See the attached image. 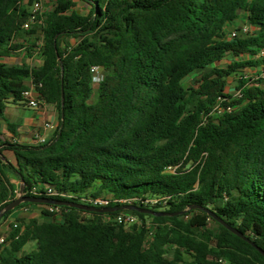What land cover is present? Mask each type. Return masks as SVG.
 I'll list each match as a JSON object with an SVG mask.
<instances>
[{"label": "trees", "instance_id": "obj_1", "mask_svg": "<svg viewBox=\"0 0 264 264\" xmlns=\"http://www.w3.org/2000/svg\"><path fill=\"white\" fill-rule=\"evenodd\" d=\"M34 1L0 0V136L7 103L23 102L28 79L59 122L44 145L0 138V211L16 197L8 172L24 180L27 197L103 198V208L118 210L39 204L57 208L62 222L17 220L0 264H264V89L241 78V96L228 92L230 77L264 66V0H53L25 30ZM78 2L90 6L87 15ZM242 15L253 30L227 38ZM39 32L43 63H9L23 48L18 40ZM93 65L105 73L96 88ZM149 197L167 204L143 207ZM126 211L141 224L104 221Z\"/></svg>", "mask_w": 264, "mask_h": 264}, {"label": "crops", "instance_id": "obj_2", "mask_svg": "<svg viewBox=\"0 0 264 264\" xmlns=\"http://www.w3.org/2000/svg\"><path fill=\"white\" fill-rule=\"evenodd\" d=\"M80 4H83L85 6L88 7V13L90 11V6L82 3V2H78L76 7L74 8L76 11H78L81 15H87V14H83L79 11L78 6ZM52 6H54V2L52 1ZM53 8V7H52ZM245 16V15H244ZM246 18V16H245ZM242 21V16L240 17V19H238L236 22H234L233 24H228L225 28L226 30V36L228 38V35L231 31L234 30H240L242 29L244 26H248L250 28V30L252 31L253 28L248 25L247 21H245V23L241 24ZM231 28V29H230ZM22 39L18 40V43H21ZM23 45V44H22ZM39 46V45H38ZM26 48V46L23 45V48L18 51L16 54H13L12 56H10L8 58V62L11 64H25V65H29V66H40L43 63V59L42 57H40L39 59H36V55L34 54L33 56H31V59H35V60H31V64H29L27 61L23 62L20 61L19 59V53ZM37 48V47H36ZM38 52L36 51V53L40 54V50L39 48ZM22 58H25L24 55H21ZM41 56V55H40ZM230 56L228 57V59L224 60V62L221 63V67H226L227 63L229 62ZM238 60V59H237ZM263 65H259L258 67H252V68H247L242 70L241 72H238V74L230 77V86L228 89V92L230 94H234L236 93V89L237 86L239 85V80L242 78L244 80H256V77L258 75H260L263 71ZM238 77V78H236ZM261 81L260 87L262 89H264V79H258ZM28 85H30L31 80L28 79L27 80ZM18 111H21L23 113V111L26 110H32L33 111V115L30 116H24V114H18ZM5 120L6 122H2V128H1V132L2 135L0 136L2 141L5 142H9V143H19V144H26V145H36L35 142V137L36 135L39 134H46L49 137V140L51 139L53 133L52 132H45L44 130V124L46 122H53L56 125H58L59 122V115H58V111L56 109V107L54 105L51 104H47V103H42L38 108H31L28 107L27 105L23 104V103H13V106L11 107H7L5 108ZM13 124L15 125V133L11 132L9 129L8 124ZM2 154L4 155V157L11 162L12 164H16L15 161V155L12 151L10 150H3ZM10 172H8L9 178H10V182L14 185L15 187V192L19 191V186H20V180L14 176L13 174H9ZM49 209L44 206V205H39V204H34V205H28V206H22L18 209H16L15 211H13L8 218H6L5 220H3L1 226H0V234L2 233H8L10 230V225H12L13 223H16L17 220H37L40 223L43 222H62L63 217L60 213H54L53 215H48L47 211ZM34 246V243L29 244L26 247V250H30L32 249Z\"/></svg>", "mask_w": 264, "mask_h": 264}, {"label": "built area", "instance_id": "obj_3", "mask_svg": "<svg viewBox=\"0 0 264 264\" xmlns=\"http://www.w3.org/2000/svg\"><path fill=\"white\" fill-rule=\"evenodd\" d=\"M41 8H42L41 0H35L33 3V10L30 12V16L27 19L26 23L24 24L25 30L30 29L32 27V25L36 23L37 15L40 13ZM239 32L250 33V28L248 26H244L240 30L231 31L228 35V38L229 39L236 38L238 36ZM261 55H263V53ZM90 71H91V77H92V84L94 87H97V85L103 80V78L105 76L104 70L97 65H93V66H91ZM258 79H264V67H263L262 73L256 77V80H258ZM39 87H41L40 84L36 85L31 80L30 85H28V88L23 93V99L24 100L22 103L27 105L28 107H31V108H38L42 103H45L39 97V91H38ZM240 96H241V93L239 91L236 92L235 97L239 98ZM56 128H57V125L53 122H46L44 124L45 132L54 133ZM35 142H36V145L47 144L49 142V137L45 133L44 134L38 133L35 137ZM176 169H177V167H168L166 172L175 173ZM46 192H47V195H50V196L57 195L56 191H54L51 188H49ZM31 193L34 195H38V192L36 189H33L31 191ZM84 202L87 205H89L91 207H95V208L107 207L109 204V201L106 199H103V198H88V199L84 200ZM166 204H167V199L165 197H149V198L145 199L144 201H142L143 207H148V208H153V207H157V206L165 207ZM49 211L50 212H56V213L59 212V210L57 208H54V207H50ZM104 221L106 223H113L116 225H121L126 229H128L134 225H140L141 224L140 218L132 211L122 212V213H119V214H116L113 216L106 215L104 217ZM147 225L149 226V229H150L151 223L149 221H147ZM6 235H7L6 233L0 234V245L5 243ZM150 237H151V232H149V234H148V239H150Z\"/></svg>", "mask_w": 264, "mask_h": 264}, {"label": "water", "instance_id": "obj_4", "mask_svg": "<svg viewBox=\"0 0 264 264\" xmlns=\"http://www.w3.org/2000/svg\"><path fill=\"white\" fill-rule=\"evenodd\" d=\"M18 193H19V195L13 201L8 203L0 211V219L2 218V216L5 213H7V212H9L11 210H14L20 204L26 203V202L33 203V204H52V205H56V206H68V207H72V208H77V209L91 211V212H98V213H108V212H113V211H117L118 210V209H115V208H103V209H100V208L90 207V206H87V205H80V204L71 203V202L51 201V200H48V199L27 197V196H25V184H24V180L22 178H20V186H19V192ZM194 208H200V207H194ZM123 209L133 210V211H136L138 213L149 214V215H153V216H174L175 215V214H170V213H167V212H160L159 213V212H155V211L149 210V209H140V208L135 207V206H127V207H123ZM209 214L215 220H217L218 223L222 224L224 227L229 229L233 234H235L239 238L243 239L244 241L252 244V242L246 236H244L242 233H240L237 229L231 228L227 223H225L223 220L218 218L212 212H209ZM252 245L254 246V244H252ZM258 251L262 255H264V251H262L260 249H258Z\"/></svg>", "mask_w": 264, "mask_h": 264}, {"label": "rangeland", "instance_id": "obj_5", "mask_svg": "<svg viewBox=\"0 0 264 264\" xmlns=\"http://www.w3.org/2000/svg\"><path fill=\"white\" fill-rule=\"evenodd\" d=\"M52 1L53 0H41V5H42V8H41V11H40V13L39 14H45V13H47V12H49V11H51L53 8V6H52ZM25 2H27V1H25ZM34 3V2H33ZM78 9H79V11L81 12V13H83V14H87L88 13V7L87 6H85V5H83V4H80L79 6H78ZM29 10L30 11H32L33 10V4H31L30 6H29ZM245 21H246V18H245V16L244 15H242V21H241V24H243V23H245ZM231 29V28H230ZM241 32H239V34H240ZM40 34H41V32H39L38 34H36V35H34V36H32V35H30V34H25V38L24 39H22V41H21V43L24 45V46H26V48H24L20 53H19V59H20V61H27L29 64H31V60H35L34 58L33 59H31L30 57L31 56H33L34 54L36 55V59H39L41 56V53L39 54V53H36V51L38 52V49L36 48L38 45H40L41 44V38H40ZM242 34V33H241ZM21 55H24V57L25 58H22V56ZM236 78H238V77H236ZM195 80V79H194ZM194 80H192L191 81V83L192 84H194ZM190 80H188V82H189ZM186 85H190V84H188V83H186ZM94 88H96V87H94ZM95 91H96V89H95ZM11 106H13V103H7V107H11ZM17 113L18 114H21L22 112L21 111H18L17 110ZM22 114H24V116H30V115H33V111L32 110H26V111H23V113ZM19 191H17L16 192V197L19 195V193H18ZM15 197V198H16ZM149 222H151V221H149ZM211 226H214V224L213 223H211L210 224Z\"/></svg>", "mask_w": 264, "mask_h": 264}]
</instances>
